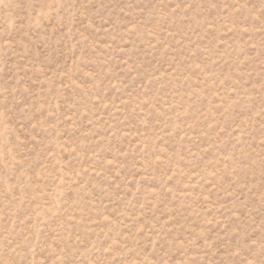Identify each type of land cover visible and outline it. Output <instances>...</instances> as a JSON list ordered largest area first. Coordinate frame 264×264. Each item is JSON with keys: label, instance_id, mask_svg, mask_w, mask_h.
Segmentation results:
<instances>
[{"label": "rangeland", "instance_id": "rangeland-1", "mask_svg": "<svg viewBox=\"0 0 264 264\" xmlns=\"http://www.w3.org/2000/svg\"><path fill=\"white\" fill-rule=\"evenodd\" d=\"M0 264H264V0H0Z\"/></svg>", "mask_w": 264, "mask_h": 264}]
</instances>
